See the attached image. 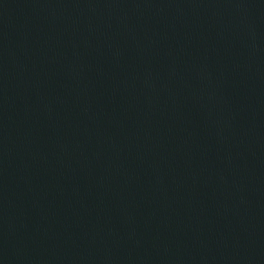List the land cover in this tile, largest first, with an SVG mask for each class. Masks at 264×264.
I'll return each instance as SVG.
<instances>
[{
	"label": "water",
	"instance_id": "water-1",
	"mask_svg": "<svg viewBox=\"0 0 264 264\" xmlns=\"http://www.w3.org/2000/svg\"><path fill=\"white\" fill-rule=\"evenodd\" d=\"M0 264H264V0H0Z\"/></svg>",
	"mask_w": 264,
	"mask_h": 264
}]
</instances>
